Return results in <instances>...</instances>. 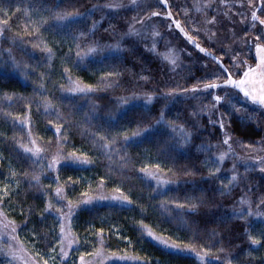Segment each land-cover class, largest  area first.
Listing matches in <instances>:
<instances>
[{
    "label": "trees",
    "instance_id": "16d2710c",
    "mask_svg": "<svg viewBox=\"0 0 264 264\" xmlns=\"http://www.w3.org/2000/svg\"><path fill=\"white\" fill-rule=\"evenodd\" d=\"M251 1L255 5L249 0H130L110 9L106 5L116 0H0V264H81V255L84 264H264V216L234 214L242 199L254 212L264 200V164L230 156L216 161L225 132L237 151L264 158V108L228 88L231 103L221 102L209 115L205 110L213 108V96H225L226 89L203 87L227 78L221 63L238 79L232 67L237 54L248 64L257 62L248 37L256 43L264 33V25L252 18L256 12L264 19V0ZM153 12H170L180 24L172 29L178 32L173 42L161 41L154 49L153 30L135 29ZM64 13L74 15L57 18ZM179 44L185 48L182 62L173 64L164 50H178ZM90 46L97 51L77 56ZM69 77L92 90L68 91ZM44 98L55 111L45 110ZM161 113L163 122L157 123ZM221 113L224 129L210 123ZM58 125L66 139L62 155L85 153L91 163L62 160L55 170L47 169ZM139 129L147 131L132 136ZM96 133L121 135L106 154ZM123 134L131 138L125 142ZM32 140L47 149L41 154L40 184L32 180L40 172L34 163L39 158L21 147H33ZM156 165L171 183L158 185L141 171H155ZM234 166L238 180L229 185ZM57 176L67 197L63 203L54 192ZM116 188L131 202L99 198L116 195ZM83 194L94 199L75 209L67 229L75 242L71 248L65 244L68 256L62 258L55 208L86 199ZM49 202L54 208L45 211ZM259 210L264 212V205ZM250 236L259 243L252 244ZM161 240L209 249L211 255L200 261ZM101 247L104 255H91ZM9 248L16 252L14 260L6 258Z\"/></svg>",
    "mask_w": 264,
    "mask_h": 264
},
{
    "label": "snow or ice",
    "instance_id": "6c2138e0",
    "mask_svg": "<svg viewBox=\"0 0 264 264\" xmlns=\"http://www.w3.org/2000/svg\"><path fill=\"white\" fill-rule=\"evenodd\" d=\"M133 4H135V0H132ZM162 2L164 4H167V0H162ZM249 3L251 4V0H249ZM122 5L119 3H110L108 5H106V7L108 8H119ZM74 14L72 13H64V14H57V18L60 20H65L68 19L69 17L73 16ZM76 15H79L78 13ZM151 15L156 16L159 15V13L153 12ZM169 16H171V13H168ZM252 18L253 21L259 20V23L261 25H264V19H260L257 15L256 12L252 13ZM215 21V18L213 17L212 20L208 21V23H213ZM8 21L5 19L3 21L4 25H7ZM176 26L179 28L180 24L177 21L176 22ZM95 27V23L93 24V28ZM183 31V29H181ZM0 31H2V29H0ZM36 31L38 32L39 29H36ZM134 31V29L130 26L129 29V33L131 34ZM81 35L83 36L84 34L81 33ZM153 35H158V33H153ZM256 43H255V59L258 61L256 68L251 67L250 65H248L247 61L244 59H238L239 54H237V56H233L232 57V67L236 70V74L239 76L238 79L234 78L233 73L231 71H229V69L227 67H224L222 65V63L220 64V68L221 71L223 73L226 74V79H223V81L221 83H217L216 81L210 82V83H206L203 85V87L205 89H214V88H220V87H225L226 92H225V96H220V95H214L213 96V100H214V104H213V108H215L217 105L221 104V102H228L231 103V100L228 99V88H234L237 91L236 96L239 95V93H243V98L245 101H250L252 105H257L260 106L261 108H264V44H262L260 41L264 40V33H262L260 36H257L255 38ZM37 47L39 45H36ZM77 47L79 48V45H77ZM197 47H199V45H197ZM155 48V45H153V49ZM45 49L48 51L49 56H51L52 54V50L50 48H47V46L45 45ZM97 51V48L95 46H90L87 48L86 51L84 52H77V56L81 59H83L85 56L94 53ZM201 51H204V49H201ZM165 59H169L171 63L175 64L176 60L174 58V56L172 55L171 52H169L168 54L165 55ZM214 59H216L214 57ZM259 70V71H258ZM65 71H68L67 69H65ZM242 73V74H241ZM257 73L258 75V80H254L253 79V74ZM109 76L113 75V73H109ZM217 79L219 80V77H217ZM70 83H71V87L68 89V91L70 92H79V93H88L90 92L92 89L90 86L88 87H84L81 86V84L78 81H72L71 78L69 77ZM258 84V87L256 86ZM195 90V89H193ZM171 94V93H169ZM147 100L151 101L152 96L149 94L147 95ZM233 99H235L236 97H232ZM10 99V97H9ZM122 101L126 102V100L124 98H121ZM43 104H44V108L46 111H55V106L53 105V103L48 99V98H44L43 100ZM233 109L237 112L241 111V109L236 108L235 105H232ZM57 117L61 118V115L59 112H57ZM163 122V113H161V119L157 121V123H161ZM51 123V122H50ZM210 123H214V124H219V127L221 129L225 128V122H224V114L221 113L220 117L217 121H211ZM147 131V129H139L136 132L132 133V136H138L140 135L142 132ZM181 131L183 132V127L181 126ZM60 132H61V126H57L56 127V134H57V140H56V152L55 154L51 157L50 160L47 161V169L48 170H55L56 169V165L60 164V162L62 160H70L74 163H78V164H89L91 163L90 158L87 156V154L85 153H80L77 154L75 152L73 153H68L67 156L62 155L63 152V145L64 143H66V139L62 138L60 136ZM29 134H31L29 132ZM121 134H116V135H101L99 133H96L95 136L97 138V141L99 142V147L101 149H103L105 151V153H110L113 149V146L115 145L117 139L120 137ZM189 134L188 133H184V139L187 140L188 139ZM123 140L125 142H127L131 137L127 134H123L122 136ZM232 137L225 132L224 134V139L222 141V143L224 145L227 146V151H222L219 153V155L216 157V161L217 162H222L226 156H228L229 154L235 155V152L232 148ZM33 147H28L27 145L22 144L21 147L23 148L24 152L26 153H31L32 156L38 157L39 159L37 161H34V163H39L40 164V172L35 173L32 176V180L36 183V184H40V180H41V175L44 172V164H43V159L44 157L41 155L43 152L47 151V149H43L39 146H37L36 141L32 140L31 141ZM262 143H264V141H262ZM209 149L211 148V146H207ZM241 147H245L248 148L252 151H257L258 149L256 147H254L252 144H248V145H241ZM256 159L260 160V162L262 164H264V158L261 157H256ZM156 170H150L148 168H144L141 169V171H143L145 173L146 176L155 179L157 181V184H167V183H171V180H167L163 178V175L161 174L160 171V166L156 165ZM216 171H219V168L216 169ZM14 175V173H13ZM57 180V184L58 186L54 189L55 192V196L57 198H59V202L63 203L64 200L67 199V197L64 195V186L59 184V176L56 177ZM238 180V175L235 173V166L233 167V175L231 177V179L229 180V185L233 184L234 182H236ZM69 182L74 183L73 181H71V178H69ZM103 185V181H101V186ZM227 187V185L225 186ZM115 193L116 195H112L110 197H106V196H100V199H113V200H119L121 202H131L129 200V197L124 195L121 191V189L116 188L115 189ZM86 199H81V200H77L75 203L71 200H67V204L64 206V208H55V213L57 215V219L59 221V238L57 240V244L60 246V252L59 255L62 258H66L68 256V252L65 251V244L67 245L68 248H71V246L73 245V243L75 242L70 235V232L67 230L68 226L70 225L73 213L75 211V209L81 204V203H90L94 197L91 196H87V194H83ZM240 205L241 207L239 209H235L234 210V214H237L240 216V218L244 219L245 217V211L247 212V216L251 217L253 215L259 217V216H264V212H260L259 208L261 205H264V200L260 201V204L257 205V210L254 212L252 209V205L251 202L248 200H244L242 199L240 201ZM245 205H247V208L245 209ZM179 207H183V205H179ZM193 207H195L193 205ZM54 205L49 202L45 211H48L49 209H53ZM66 208V211H65ZM15 227L13 226L12 231L15 232ZM145 230L146 227H145ZM99 235V234H98ZM149 236H152V232H148ZM11 238V237H10ZM154 239L160 240V237H154ZM249 239L251 240L252 244H257L259 243V241L250 236ZM100 244L101 246L103 245V237L101 236L100 238ZM161 243H163L165 246L171 247V248H175V249H179V250H189L193 253H195L197 259H199L200 261H204L205 258L207 256L211 255V251L209 249H202L200 251L197 250V248L194 245L191 244H181V243H169L168 240H161ZM53 251H55V246L53 248ZM219 251L223 252V249H219ZM6 258L7 257H11L13 260L16 258V252L14 250H12L11 248H9L7 250V253H5ZM91 255H104L103 252V248H99L96 249V251L94 253H92ZM114 255V254H113ZM119 259L124 260V259H136L135 257H126V256H120ZM217 259H219V257H217ZM80 261L81 264H84V256L81 255L80 256ZM11 264V261H10ZM44 264H48V261L45 260ZM228 264H231V261H228Z\"/></svg>",
    "mask_w": 264,
    "mask_h": 264
},
{
    "label": "rangeland",
    "instance_id": "374dc122",
    "mask_svg": "<svg viewBox=\"0 0 264 264\" xmlns=\"http://www.w3.org/2000/svg\"><path fill=\"white\" fill-rule=\"evenodd\" d=\"M116 1L119 4H127L130 2V0H116ZM250 5H255V4L253 3V1H251ZM176 22H177V20H175V18L172 15L169 16L168 13L167 14H159V15L151 16V17L145 19L143 22L138 24L135 29L142 30L144 28H151L154 33H158V35H154V40H153L155 48H157L160 45L161 41L163 44L169 45L170 42H173L175 40V37H176L178 32L176 30H172V29L176 25ZM248 38H249V42H250L252 48H254V53H255V44H254L255 42L253 41L251 43V40H253L254 38H251V37H248ZM184 50H185V48L183 46L180 47V44H179L178 50H175L173 47H168L167 50H164V53L166 55L169 52H171L172 55L174 56L175 60H176V63H178V62H182ZM205 52H207V51H205ZM257 63H258V61L255 64H248V65H250L253 68H256ZM253 79L258 80L257 73L253 74ZM256 86L258 87V84ZM214 89H217V88H214ZM214 111H216V108H212L211 110H205V112L209 113V115H211ZM231 143H232V148L235 152V155L229 154L228 156L232 157L236 162H244V161H248V160H255L256 162H259L260 160L256 159V157L262 158V156L258 155V154H249L247 156L246 154L236 150V148L233 144V141H231ZM223 150L227 151L226 145L223 146ZM263 171H264V169H263ZM259 211L261 212V210H259Z\"/></svg>",
    "mask_w": 264,
    "mask_h": 264
}]
</instances>
